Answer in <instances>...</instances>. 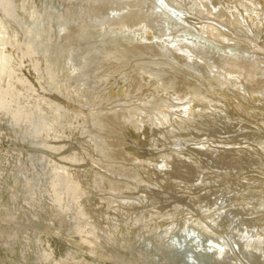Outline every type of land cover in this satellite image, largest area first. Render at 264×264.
Listing matches in <instances>:
<instances>
[{
  "label": "rangeland",
  "instance_id": "1",
  "mask_svg": "<svg viewBox=\"0 0 264 264\" xmlns=\"http://www.w3.org/2000/svg\"><path fill=\"white\" fill-rule=\"evenodd\" d=\"M246 1L0 0V264H264Z\"/></svg>",
  "mask_w": 264,
  "mask_h": 264
},
{
  "label": "bare ground",
  "instance_id": "2",
  "mask_svg": "<svg viewBox=\"0 0 264 264\" xmlns=\"http://www.w3.org/2000/svg\"><path fill=\"white\" fill-rule=\"evenodd\" d=\"M238 1H239V0H238ZM242 1H243V0H240V5H241V2H242ZM246 2L249 3L250 1L247 0ZM243 3H244V2H243ZM252 4H253V2H252ZM256 4H257V3H256ZM243 5H244V4H243ZM258 5H259V4H258ZM258 5H256V6L258 7ZM260 5H261V4H260ZM263 5H264V4H263ZM204 6H205V5H204ZM207 6H208V5H207ZM246 6H247V5H246ZM246 6H244V7H246ZM261 6H262V5H261ZM202 7H203V5H202ZM248 7H249V6H248ZM250 7H251V6H250ZM252 7H253V6H252ZM262 8H263V7H262ZM203 9H204V8H202V10H203ZM207 9L209 10V8H206V10H207ZM245 9H246V8H245ZM259 9H260V8H259ZM263 9H264V8H263ZM263 9H262V10H263ZM260 10H261V9H260ZM254 13H255V12H254ZM260 14H261V13H260ZM263 14H264V13H263ZM256 18H257V17H256ZM233 19H234V18H233ZM237 19H238V18H237ZM239 19H240V18H239ZM257 19H259V18H257ZM253 20H254V19H253ZM238 21H239V20H238ZM240 21H241V20H240ZM259 21H260V20H259ZM236 23H237V22H236ZM262 23H263V22H262ZM233 24H234V23H233ZM245 24H246V23H245ZM234 25H236V24H234ZM252 26H253V25H252ZM207 28H208V27H207ZM207 28H206V29H207ZM248 28H249V27H248ZM254 28H255V27H254ZM257 28H258V25H257ZM209 29H210V27H209ZM212 30H214V29H212ZM258 30H259V29H258ZM208 31H209V30H208ZM259 31H260V30H259ZM204 32H205V31H204ZM214 32H215V30H214ZM207 33H208V32H207ZM253 33H254V32H253ZM257 33H258V32H257ZM213 34H214V33H213ZM218 35H219V34H218ZM211 36H212V35H211ZM219 37H220V36H219ZM221 37H222V36H221ZM221 37H220V39L222 40ZM223 37H224V36H223ZM214 38H215V37H214ZM220 39H219V40H220ZM223 39H224V38H223ZM252 44H253V43H252ZM260 44H262V43H260ZM260 44H259V45H260ZM262 46H264V45H262ZM262 46H261V47H262ZM260 68H261V67H260ZM260 68H259V71H260ZM263 70H264V69H263ZM261 71H262V68H261ZM261 71H260V73H263V72H264V71H263V72H261ZM231 72H232V71H231ZM232 73H233V72H232ZM219 74H220V73H219ZM219 74H218V75H219ZM224 74H226V73H224ZM228 75H231V74H228ZM231 76H233V75H231ZM210 78H211V77H210ZM208 79H209V78H208ZM211 79H212V78H211ZM199 80H200V79H199ZM240 81H241V80H240ZM241 82H242V81H241ZM241 82H240V83H241ZM203 83H204V82H203ZM206 83H207V81H206ZM213 83H214V82H213ZM224 83H225V82H224ZM237 83H238V82H237ZM20 84H21V83H20ZM234 84H235V83H234ZM238 84H239V83H238ZM209 85H210V84H209ZM213 85H214V84H213ZM220 85H221V84H220ZM206 86H207V85H206ZM225 86H226V85H225ZM234 86H236V85H234ZM242 86H243V85H242ZM204 87H205V85H204ZM217 87H218V86H217ZM228 87H229V86H228ZM230 87H231V86H230ZM260 88H261V87H260ZM196 89H197V88H196ZM214 89H215V88H214ZM219 89H220V88H219ZM174 90H175V89H174ZM209 90H210V89H209ZM254 90H255V89H254ZM189 91H190V90H189ZM224 91H226V90H224ZM230 91H231V90H230ZM251 91H252V90H251ZM260 91H261V90H260ZM220 92H221V91H220ZM243 92H244V90H243ZM200 93H201V92H200ZM227 93H228V92H227ZM227 93H226V94H227ZM232 93H233V92H232ZM239 93H240V92H239ZM246 93H247V92H246ZM149 94H150V93H149ZM183 94H184V93H183ZM230 94H231V93H230ZM230 94H229V95H230ZM236 94H237V93H236ZM242 94H244V93H242ZM233 95H234V94H233ZM240 95H241V93H240ZM226 96H227V95H226ZM151 97H152V96H151ZM230 97H231V96H230ZM238 97H239V95H238ZM227 98H228V97H227ZM231 98H234V97H231ZM236 98H237V97H236ZM157 100H158V99H157ZM165 100H166V99H165ZM165 100H164V101H165ZM242 100H244V99H242ZM250 100H251V99H250ZM152 101H154V100H152ZM200 101H201V100H200ZM204 101H205V100H204ZM233 101H234V100H233ZM235 101H236V100H235ZM235 101H234V103H235ZM225 102H226V100H225ZM236 102H237V101H236ZM239 102H240V100H239ZM228 103H229V102H228ZM234 103H233V104H234ZM237 103H238V102H237ZM237 103H236V104H237ZM155 104H156V103H155ZM166 104H167V103H166ZM230 104H232V103H230ZM247 104H248V103H247ZM159 105H160V104H159ZM156 106H157V105H156ZM196 106H197V105H196ZM209 106H210V105H209ZM234 106H235V105H234ZM248 106H249V104H248ZM250 106H251V104H250ZM151 107H152V106H151ZM170 107H171V106H170ZM206 109H207V108H206ZM149 110H150V109H149ZM159 110H160V109H159ZM161 110H162V109H161ZM161 110H160V111H161ZM163 110H164V109H163ZM163 110H162V111H163ZM246 110H247V109H246ZM206 111H208V109H207ZM133 112L135 113V111H133ZM248 113H249V112H248ZM250 113H251V112H250ZM136 121H137V120H136ZM184 123H185V122H184ZM190 124H191V123H190ZM178 125H179V124H178ZM186 126H187V125H186ZM78 183H79V181H78ZM184 209H185V208H184ZM180 211H181V210H180ZM194 224H195V223H194ZM201 224H202V223H201ZM203 225H205V224H203ZM198 226H199V225H198ZM201 226H202V225H201ZM190 227H191V226H190ZM193 227H194V226H193ZM193 227H192V228H193ZM199 227H200V226H199ZM199 227H198V228H199ZM205 227H206V226H205ZM194 228H195V227H194ZM200 228H201V227H200ZM201 229H202V228H201ZM201 229H200V230H201ZM203 229H204V227H203ZM207 229H208V228H207ZM190 230H192V229L190 228ZM188 231H189V230H188ZM197 231H198V230H197ZM205 231H206V230L204 229L203 232L206 233ZM180 232H181V231H180ZM184 232H185V231H184ZM190 232H191V231H190ZM198 232H199V231H198ZM200 232H201V231H200ZM207 232H208V230H207ZM89 233H90V232H89ZM178 233H179V232H178ZM186 233H187V232H186ZM192 233H193V231H192ZM195 233H196V232H195ZM204 233H203V234H204ZM208 233H209V232H208ZM90 234H91V233H90ZM182 234H183V233H182ZM184 234H185V233H184ZM198 234H199V233H198ZM84 235H85V234H84ZM87 235H88V234H87ZM189 235H191V234H189ZM201 235H202V233H201ZM90 236H92V235H90ZM184 236H185V235H184ZM187 236H188V235H187ZM197 236H198V235H197ZM205 236H206V235H205ZM211 236H212V235H211ZM194 237H195V236H194ZM202 237H203V236H202ZM212 237H213V236H212ZM212 237H211V238H212ZM184 238H187V237H184ZM208 238H209V237H208ZM188 239H189V238H188ZM197 239H199V236L197 237ZM172 240H173V239H172ZM193 240H194V239H193ZM200 240H201V239H200ZM214 240H215V239H214ZM170 241H171V240H170ZM184 241H186V240H184ZM195 241H196V240H195ZM215 241H216V240H215ZM221 241H222V240H221ZM171 242H174V241H171ZM186 242H188V241H186ZM191 242H192V241H191ZM213 242H214V241H213ZM217 242H218V241H217ZM192 243H193V242H192ZM204 243H205V242H204ZM204 243H202V245H203ZM214 243H215V242H214ZM218 243H219V242H218ZM221 243H222V242H221ZM226 243H227V242H226ZM194 244H195V242H194ZM207 244H208V242H207ZM191 245H192V244H191ZM191 245H190V246H191ZM200 245H201V244H200ZM225 245H226V244H225ZM193 246H194V245H193ZM203 246H204V245H203ZM209 246H210V245H209ZM191 247H192V246H191ZM207 248H208V247H207ZM213 248H214V247H213ZM218 248H219V247H218ZM199 249H200V248H199ZM209 249H210V248H209ZM213 250H214V249H213ZM222 250H224V249H222ZM202 251H203V250H202ZM204 251H205V250H204ZM211 251H212V249H211ZM191 252H192V251H191ZM200 252H201V251H200ZM200 252H199V253H200ZM213 252H214V251H213ZM193 253H194V252H193ZM203 253H205V252H203ZM217 253H218V252H217ZM217 253H216V254H217ZM221 253H223V252H221ZM197 254H198V253H197ZM200 255H201V254H200ZM203 255H204V254H203ZM197 256H198V255H197ZM204 256H206V255H204ZM212 256H213V255H212ZM219 256H220V254H219ZM194 257H195V255H194ZM201 257H202V255H201ZM210 257H211V256H210ZM215 257H216V256H215ZM198 258H199V257H198ZM205 259H206V258H205ZM194 260H196V259L194 258ZM73 261H75V260H73ZM192 261H193V260H192ZM199 261H200V259H199ZM201 261H203V260H201ZM112 262H113V261H112ZM59 263H60V262H59ZM86 263H88V262H86ZM91 263H92V262H91ZM215 263H216V262H215ZM195 264H196V263H195Z\"/></svg>",
  "mask_w": 264,
  "mask_h": 264
}]
</instances>
